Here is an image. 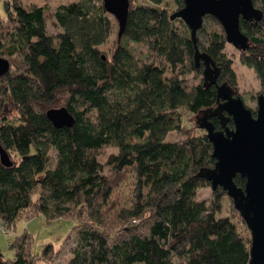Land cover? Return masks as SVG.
Wrapping results in <instances>:
<instances>
[{
    "label": "trees",
    "instance_id": "obj_1",
    "mask_svg": "<svg viewBox=\"0 0 264 264\" xmlns=\"http://www.w3.org/2000/svg\"><path fill=\"white\" fill-rule=\"evenodd\" d=\"M171 2L177 9L183 0ZM169 4L129 0L124 30L106 57L97 48L111 26L101 3H59L52 15L61 29L51 35L41 5L4 1L2 21L13 31L6 42L0 37V56L9 61L0 75V148L9 159L0 162V223L12 228L39 213L73 218L77 240L64 264H247L250 235L242 217L225 190L197 175L214 161L204 131L195 130L197 115L215 105V88L203 85L202 75L190 88L182 85L175 67L198 74L203 65L201 59L195 65L189 28L170 18ZM252 4L261 16L239 18L248 38L239 58L264 95V0ZM219 26L204 15L195 45L218 65L216 82L233 88ZM142 40L153 55L147 62L127 47ZM157 56L175 72L165 76ZM59 106L73 116L68 127H54L45 116ZM209 120L220 128L216 115ZM168 131L182 137L165 140ZM108 146L115 151L100 163ZM233 180L241 186L244 178ZM205 186L209 194L197 198ZM29 242L25 231L15 235L13 257H0V264H51L52 245L33 256Z\"/></svg>",
    "mask_w": 264,
    "mask_h": 264
},
{
    "label": "water",
    "instance_id": "obj_2",
    "mask_svg": "<svg viewBox=\"0 0 264 264\" xmlns=\"http://www.w3.org/2000/svg\"><path fill=\"white\" fill-rule=\"evenodd\" d=\"M104 11L110 13L117 23V36L121 35L128 12L129 0H101ZM211 15L219 23L224 40L236 49L248 45L247 36L239 28V18L258 20L261 11L254 7L252 0H183L182 6L170 14L178 17L189 28L193 42V60L202 61V83L213 84L215 105L203 109L196 117V124L204 130L211 144L210 167H201L197 175L204 177L211 189L220 186L231 198L233 206L249 230L247 264H264V95L256 94V105L252 110L245 106L241 97L226 82H216L219 67L204 51L195 45V32L202 17ZM101 58L104 55L101 54ZM9 61L0 56V75L8 70ZM216 115L220 128H214L209 116ZM45 116L52 126H70L72 114L64 106L50 107ZM230 119L232 126L226 124ZM0 162L7 165V154L0 148ZM235 174L243 177V184L237 185Z\"/></svg>",
    "mask_w": 264,
    "mask_h": 264
},
{
    "label": "rangeland",
    "instance_id": "obj_3",
    "mask_svg": "<svg viewBox=\"0 0 264 264\" xmlns=\"http://www.w3.org/2000/svg\"><path fill=\"white\" fill-rule=\"evenodd\" d=\"M4 1L0 0V37L2 41H8L10 31H13V25L8 21H2L4 16ZM21 4L26 7L30 5H41L43 7V15L45 19V28L48 34L54 35L56 32L60 31V27L53 22V10L57 7L59 3H66L71 0H19ZM95 5L101 3V0H92ZM142 1V0H136ZM169 1L168 12L176 9L174 4ZM104 14L110 20V30L105 37L104 41L97 45L98 50L105 54L106 57L110 56L111 50L116 44V32L117 23L115 18L108 12L104 11ZM183 22V21H182ZM179 24V22H177ZM204 24L210 25L208 20L204 21ZM219 25V23H218ZM220 27V26H219ZM120 43H124V39H119ZM127 47L132 52L134 59L139 61L147 62L152 58V52L147 48L146 40L142 41H128ZM223 53L226 57L231 59V67L234 72V85L233 88L236 90L237 94L241 97L245 106L249 107L252 112L256 105V94L260 88L258 79L251 67L246 66L240 61L239 55L240 51L236 49L232 44L225 42L223 47ZM14 55V54H13ZM160 66H163L165 76H170L176 71H178V77L181 79L182 85L188 89L197 83L201 79V72L198 74L193 73L186 69L185 66L175 67V70L165 63L158 56L154 60ZM189 125V124H187ZM203 129H198L196 131H202ZM204 131V130H203ZM182 137L181 132L168 131L165 135V140H175ZM109 151H115L113 147H105L104 152L99 156L98 160L103 163L105 160V155ZM103 169L107 168V165H102ZM131 177V174L129 175ZM126 181L125 185H121L124 191H127L130 184ZM209 194V186L200 187L196 190L197 198H205ZM221 213H227V206L222 208ZM75 220L69 217H56L47 220L43 213L33 215L28 219H18L15 222L14 227L5 228L2 227L0 223V257L4 259H10L14 255L13 248L10 247L11 242L15 235H19L22 231H25L29 237V252L33 256H39L42 252V246L46 243L52 245L53 250L56 252L48 261L51 264H64L65 261L70 256L71 248L74 246L77 236L76 230L73 228ZM141 264V263H134Z\"/></svg>",
    "mask_w": 264,
    "mask_h": 264
},
{
    "label": "flooded vegetation",
    "instance_id": "obj_4",
    "mask_svg": "<svg viewBox=\"0 0 264 264\" xmlns=\"http://www.w3.org/2000/svg\"><path fill=\"white\" fill-rule=\"evenodd\" d=\"M233 90H235L234 88H233ZM236 91V90H235Z\"/></svg>",
    "mask_w": 264,
    "mask_h": 264
}]
</instances>
